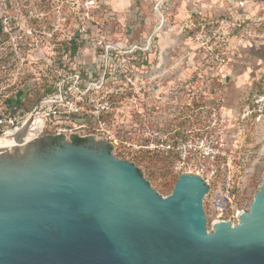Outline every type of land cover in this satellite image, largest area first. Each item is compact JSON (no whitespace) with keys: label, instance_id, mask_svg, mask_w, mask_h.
<instances>
[{"label":"water","instance_id":"1","mask_svg":"<svg viewBox=\"0 0 264 264\" xmlns=\"http://www.w3.org/2000/svg\"><path fill=\"white\" fill-rule=\"evenodd\" d=\"M34 112L0 146V264H264V177L236 223L207 231L201 176L163 197L103 137L21 141Z\"/></svg>","mask_w":264,"mask_h":264},{"label":"built area","instance_id":"2","mask_svg":"<svg viewBox=\"0 0 264 264\" xmlns=\"http://www.w3.org/2000/svg\"><path fill=\"white\" fill-rule=\"evenodd\" d=\"M164 2L156 0L153 8L157 29L161 30L168 25L160 9ZM227 3L230 7L212 13L196 10L189 13L180 26L185 39L176 44L185 55L182 59L177 57L174 65L171 64L174 57L164 49L155 50L157 54L147 52L155 47L151 38L143 47L132 42L128 54L118 49L119 41L67 40L64 54L43 57L42 74L32 80L41 91L39 95L34 97L29 91L28 100L16 96L0 110V137L13 135L35 110L27 127H33L41 119L40 132L26 131L21 141L58 134H63L64 141H72L76 136H97L113 146L109 152L115 158L129 161V157L138 153H149L170 159L171 174L176 178L188 172L205 181L208 191L202 205L208 203L215 220L236 223L243 208L236 196L238 184L231 163L222 162L220 168L214 167L206 176L199 166L205 160L226 157V151L219 147L226 140L225 127L230 123H258L264 119V75L231 109L224 103L223 88L225 68L233 59L228 41L237 32L252 35L249 8L263 5L264 0H227ZM182 61L183 64L189 61L193 71L208 81L210 87L176 84L167 88L164 92L173 94L174 99L167 104L172 128L166 129L163 127L166 113L155 104L153 109L147 95L163 92L161 84L171 73L178 83L179 71L184 68ZM133 97L135 101L131 104ZM205 128L216 131L206 132Z\"/></svg>","mask_w":264,"mask_h":264},{"label":"rangeland","instance_id":"3","mask_svg":"<svg viewBox=\"0 0 264 264\" xmlns=\"http://www.w3.org/2000/svg\"><path fill=\"white\" fill-rule=\"evenodd\" d=\"M155 3L156 0H0V110H4L16 96L28 100L29 91L34 97L39 95L41 91L32 80L38 73L42 74L43 57L64 54L63 45L67 40L99 38L119 41L121 46L118 49L128 54L132 42L143 47L151 38L155 47L147 52L157 54L155 50L164 49L174 57L171 62L174 65L177 57L182 59L185 55L183 48H176V44L185 39L180 34V26L189 13L192 10L212 13L230 7L227 0H166L160 9L168 25L166 30H161L155 23ZM250 9L252 35L237 32V36L228 41V50L233 57L225 68L227 77L223 86L224 103L228 109L233 108L264 75V4ZM182 46L180 43L179 47ZM182 67L178 83L174 82L170 70L171 75L161 84L163 92L147 95L153 109L155 104L166 113L163 118L166 129L172 128L171 109L167 104L174 99L173 94L164 92L167 88L176 84L210 87L208 81L193 71L189 61ZM134 97L129 103L134 104ZM228 113L232 112L229 110ZM225 129L227 137L219 148L226 151V157L205 160L198 166L202 169L201 174L206 176L214 167L220 168L222 162L229 161L238 184L236 196H239L240 207L246 210L264 177V119L258 123H230ZM205 131L216 130L205 128ZM128 159L158 194L165 197L171 193L177 178L171 174L170 159L149 153H138ZM203 210L206 229L212 230L215 216L208 203H204Z\"/></svg>","mask_w":264,"mask_h":264},{"label":"flooded vegetation","instance_id":"4","mask_svg":"<svg viewBox=\"0 0 264 264\" xmlns=\"http://www.w3.org/2000/svg\"><path fill=\"white\" fill-rule=\"evenodd\" d=\"M73 141V140H72ZM74 142V141H73ZM59 143V138H53V137H51V138H49L47 141H46V143L44 144V146H48V147H52V146H54V145H56V144H58ZM74 143H76V142H74ZM78 143H88V140L87 139H84V140H81V141H78ZM77 143V144H78ZM134 164V163H133Z\"/></svg>","mask_w":264,"mask_h":264},{"label":"bare ground","instance_id":"5","mask_svg":"<svg viewBox=\"0 0 264 264\" xmlns=\"http://www.w3.org/2000/svg\"><path fill=\"white\" fill-rule=\"evenodd\" d=\"M12 135L11 134H5L2 137H0V146L6 142ZM20 139V138H19ZM21 140V139H20ZM28 141V140H26Z\"/></svg>","mask_w":264,"mask_h":264},{"label":"trees","instance_id":"6","mask_svg":"<svg viewBox=\"0 0 264 264\" xmlns=\"http://www.w3.org/2000/svg\"><path fill=\"white\" fill-rule=\"evenodd\" d=\"M70 48H71L72 50H74V49H75V47H74V46H73V47L71 46ZM73 141H74V142H76V143H78V141H81V140H80V139H73Z\"/></svg>","mask_w":264,"mask_h":264},{"label":"crops","instance_id":"7","mask_svg":"<svg viewBox=\"0 0 264 264\" xmlns=\"http://www.w3.org/2000/svg\"><path fill=\"white\" fill-rule=\"evenodd\" d=\"M251 11V9L249 8V11L248 12H250Z\"/></svg>","mask_w":264,"mask_h":264}]
</instances>
